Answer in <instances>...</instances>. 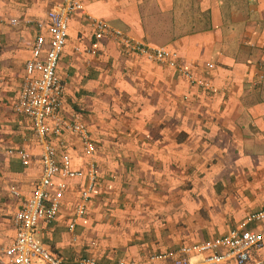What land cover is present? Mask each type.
<instances>
[{
    "label": "crops",
    "instance_id": "crops-1",
    "mask_svg": "<svg viewBox=\"0 0 264 264\" xmlns=\"http://www.w3.org/2000/svg\"><path fill=\"white\" fill-rule=\"evenodd\" d=\"M79 1L83 11L68 21L56 69L65 83L61 115L80 113L90 131L97 192L109 209L98 212L104 202L94 201L88 219L69 232L85 179L69 180L58 217L37 226L36 240L71 263L91 257L101 264L121 258L172 264L152 257L221 238L264 207V0ZM61 2L0 0V247L14 241L12 217L41 174L32 123L12 110L36 35L23 21H44ZM89 17L176 52L179 66L207 80L213 92L126 55ZM11 18L20 24H8ZM62 138L58 154L68 153L72 167L82 170L78 138ZM19 149L31 155L27 167L7 154ZM11 186L19 198L9 193ZM258 258L264 264V249Z\"/></svg>",
    "mask_w": 264,
    "mask_h": 264
},
{
    "label": "built area",
    "instance_id": "built-area-1",
    "mask_svg": "<svg viewBox=\"0 0 264 264\" xmlns=\"http://www.w3.org/2000/svg\"><path fill=\"white\" fill-rule=\"evenodd\" d=\"M82 11L79 0H62L59 6L45 13L44 21H23L25 26H34L36 35L30 47V58L24 65L20 93L12 104V110L32 123V136L40 145L41 174L31 196L21 201L12 217L15 238L10 246L0 247V264H101L91 257L81 258L75 263L66 262L41 245L35 237L36 228L41 222L50 225L58 217L67 181L85 179L67 227L71 233L85 217L95 189V144L80 113L73 112L69 118L61 115L65 83L56 74L67 40L68 21L74 13ZM88 20L96 31L111 37L126 55L163 65L174 70L189 84L213 92L207 80L198 79L179 66L176 52L134 40L93 17ZM3 22L0 19V24ZM8 24L17 26L20 22L11 18ZM205 68L209 71L213 65L205 63ZM64 133L78 138L80 152L87 160L84 170L72 167L68 153L58 154L57 147L62 148L65 144L62 138ZM50 139H54L56 144L51 143ZM7 154L17 155L23 167H27L31 160L30 153L25 149L15 152L9 150ZM9 193L16 198L21 196L15 186L9 187ZM263 222L264 207L249 213L238 226L221 238L182 245L174 254L156 255L152 259H171L172 264H263L258 258L264 249V227L260 228ZM114 264L135 263L121 258Z\"/></svg>",
    "mask_w": 264,
    "mask_h": 264
},
{
    "label": "rangeland",
    "instance_id": "rangeland-1",
    "mask_svg": "<svg viewBox=\"0 0 264 264\" xmlns=\"http://www.w3.org/2000/svg\"><path fill=\"white\" fill-rule=\"evenodd\" d=\"M109 120H111V118L109 119ZM110 126L112 127L113 125H111L110 124ZM120 126V125H119ZM120 128V127H119ZM117 129V127L115 128V130ZM113 133H115V132H113ZM118 136L117 137H120L119 136V134L118 133H116ZM103 144L105 145V146H108V145H110V141H107V143L105 144V142H103ZM78 146H79V149H80V145H79V142H78ZM80 151V150H79ZM95 155H96V150H95V154H94V157H93V160L95 159ZM86 160V159H85ZM86 162H87V160H86ZM86 162H85V164H84V166H83V168H81L82 170H84L85 169V167H86ZM95 162V161H94ZM97 162H95V164H96ZM97 166V165H96ZM37 182H38V180H37ZM36 182V183H37ZM100 182H101V179H99V181H97V185H96V187H95V190H94V193H93V195L91 196V199H90V202H89V209H90V207H91V205H92V203L94 202V201H96V200H100V201H103V196L104 195H102V191L100 190L99 192H97L98 190H97V188H98V186H100ZM82 187H83V185H82ZM82 188H79L78 189V198H77V203H78V201H79V194H80V190H81ZM145 190V189H144ZM67 191V190H66ZM131 195H133V194H131ZM65 196H66V192H65V194H64V198H63V202H64V200H65ZM72 197V195H68V197H67V199H70ZM105 197V196H104ZM62 202V203H63ZM104 202V204L98 209V212H101V211H103V212H107L106 210H108L109 209V207H107L108 206V204L106 205L105 203H106V201H103ZM77 205V204H76ZM95 206V205H94ZM104 206V207H103ZM120 207H121V205H120ZM105 208V209H104ZM88 209V211H87V215H85V217L82 219V220H85V219H88V217H89V210ZM96 209V208H95ZM71 218H72V216L70 217V220H71ZM91 219V218H90ZM82 220H80V221H82ZM79 221V222H80ZM78 222V223H79ZM77 226V225H76ZM68 229V228H67ZM95 259V258H94Z\"/></svg>",
    "mask_w": 264,
    "mask_h": 264
},
{
    "label": "trees",
    "instance_id": "trees-1",
    "mask_svg": "<svg viewBox=\"0 0 264 264\" xmlns=\"http://www.w3.org/2000/svg\"><path fill=\"white\" fill-rule=\"evenodd\" d=\"M91 139H92V137H91ZM93 140V139H92ZM93 142H94V140H93ZM95 144V143H94ZM94 161H95V159H94ZM95 168H96V164H95ZM97 181H99V176H98V172H97V169H96V183H95V187H96V184H97ZM82 185H84V184H82ZM82 188V187H81ZM94 193V192H93ZM93 193H92V195H93ZM86 215H87V213H86Z\"/></svg>",
    "mask_w": 264,
    "mask_h": 264
}]
</instances>
